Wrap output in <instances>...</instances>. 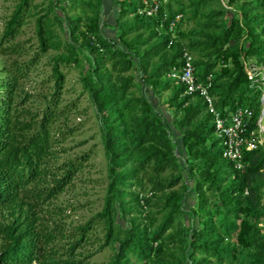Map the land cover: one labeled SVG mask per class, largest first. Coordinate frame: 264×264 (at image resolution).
Segmentation results:
<instances>
[{
	"label": "trees",
	"instance_id": "1",
	"mask_svg": "<svg viewBox=\"0 0 264 264\" xmlns=\"http://www.w3.org/2000/svg\"><path fill=\"white\" fill-rule=\"evenodd\" d=\"M47 1L38 14L35 0H19L0 34V264H89L90 246L111 249L109 264H264V145L235 169L205 100L169 76L189 51L216 108L252 110L248 134L258 131L264 81L247 65L264 68V0H161L153 17L139 13L143 0H112L115 37L103 31L104 0ZM33 16L38 50L20 60ZM185 19L198 26L190 35ZM50 50L51 91L36 112L22 86ZM73 69L96 111L108 184L102 209L66 228L53 201L91 159L57 163L55 148L74 134L56 125L71 111L62 104Z\"/></svg>",
	"mask_w": 264,
	"mask_h": 264
},
{
	"label": "rangeland",
	"instance_id": "2",
	"mask_svg": "<svg viewBox=\"0 0 264 264\" xmlns=\"http://www.w3.org/2000/svg\"><path fill=\"white\" fill-rule=\"evenodd\" d=\"M19 0H0V34L3 31L6 22L13 13L15 6ZM227 4V0H224ZM47 0H35V4L39 5L34 8L38 14L43 13L41 10L47 6ZM105 6L103 9V31L110 37H115L116 29L114 25L118 17V6L113 4L112 0H104ZM236 6H234L235 8ZM34 12V13H35ZM85 14L82 9L78 10L76 15ZM61 16H63L60 13ZM74 16L75 14H71ZM90 15V14H88ZM36 16L28 20L24 27V33L19 37V40L24 42L28 49V54L20 58V60L29 59L35 51H37V37L35 33ZM55 32L59 35V39L64 42L67 39V30H63L58 25L54 27ZM198 29L196 22H190L185 19L183 31L190 35L194 30ZM59 53L56 50H50L41 60L40 64L25 80L22 89L23 93L29 94L32 100L33 111H38L37 107H41L45 101V96L51 91L52 83L48 82L51 75V58ZM257 60L251 59L247 65H256ZM7 63V58L0 53V69ZM257 66V65H256ZM259 67V66H258ZM67 83L63 92L62 106H68L71 110L69 113L63 114L57 122L59 129L63 131L69 130L74 134L70 136L66 142L59 144L55 150L57 151V163H63L67 160L76 159L85 153H90L91 159L87 166L80 172L74 183L68 187L66 192L60 195L53 201V205L64 209V214L55 218L58 222L65 225L66 228H74L83 225L103 206L104 197L107 191L108 171L107 160L103 149L101 130L94 106L89 100L88 94L83 90L81 84V70L73 69L67 71ZM138 79L137 73H134ZM170 96V92H165L162 99L158 102L153 99L157 107H161L162 103ZM263 109H264V85H263ZM261 99V100H262ZM163 113L170 118V110L161 108ZM194 194L188 199V205L194 204ZM188 209V206H186ZM0 216V221L2 220ZM264 227V222L262 225ZM88 252H93V256L88 260L89 264H109L113 251L105 249L97 252V246L87 248Z\"/></svg>",
	"mask_w": 264,
	"mask_h": 264
},
{
	"label": "built area",
	"instance_id": "3",
	"mask_svg": "<svg viewBox=\"0 0 264 264\" xmlns=\"http://www.w3.org/2000/svg\"><path fill=\"white\" fill-rule=\"evenodd\" d=\"M144 8L139 11L141 15L153 17L157 15L161 6V0H143ZM181 16L177 17V20ZM174 27V23L172 24ZM247 73L250 78L260 77L264 81V68L256 65L249 66ZM171 79L182 84L186 95L197 94L202 97L208 105V110L214 118L216 136L222 142L223 158L230 161L235 169L245 170L244 152L256 150L263 145L261 117L264 113L262 110L261 117L257 122L258 131H252L248 134L249 122L254 116L250 109H238L230 116H224L215 106V101L210 94L211 84H205L197 80L196 69L194 66V56L185 51L182 59V66L169 75ZM210 77L208 80L211 81Z\"/></svg>",
	"mask_w": 264,
	"mask_h": 264
},
{
	"label": "water",
	"instance_id": "4",
	"mask_svg": "<svg viewBox=\"0 0 264 264\" xmlns=\"http://www.w3.org/2000/svg\"><path fill=\"white\" fill-rule=\"evenodd\" d=\"M261 102L263 104V99L261 100ZM261 126H262V137H263V145H264V113L262 114V117H261Z\"/></svg>",
	"mask_w": 264,
	"mask_h": 264
}]
</instances>
